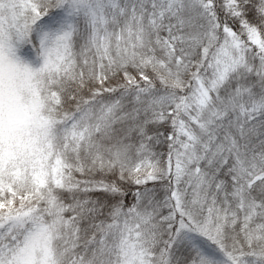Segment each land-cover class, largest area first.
<instances>
[{"label":"snow or ice","instance_id":"1","mask_svg":"<svg viewBox=\"0 0 264 264\" xmlns=\"http://www.w3.org/2000/svg\"><path fill=\"white\" fill-rule=\"evenodd\" d=\"M0 264H264V0H0Z\"/></svg>","mask_w":264,"mask_h":264}]
</instances>
